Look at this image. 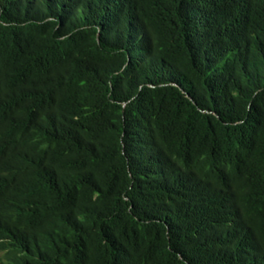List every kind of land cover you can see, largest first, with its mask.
<instances>
[{"label": "trees", "instance_id": "1", "mask_svg": "<svg viewBox=\"0 0 264 264\" xmlns=\"http://www.w3.org/2000/svg\"><path fill=\"white\" fill-rule=\"evenodd\" d=\"M0 264H264V0H0Z\"/></svg>", "mask_w": 264, "mask_h": 264}]
</instances>
